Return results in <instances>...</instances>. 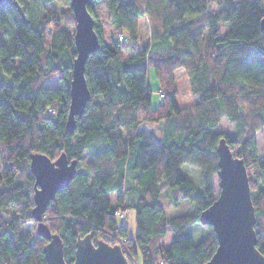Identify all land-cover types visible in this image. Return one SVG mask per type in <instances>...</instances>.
<instances>
[{"label": "trees", "instance_id": "obj_1", "mask_svg": "<svg viewBox=\"0 0 264 264\" xmlns=\"http://www.w3.org/2000/svg\"><path fill=\"white\" fill-rule=\"evenodd\" d=\"M100 1L113 28L111 42H104L90 2L99 48L85 64L90 100L72 134L64 133L75 57L68 0L57 13L48 7L55 0L0 4V264H46V241L35 227L24 232L34 222L33 153L51 161L64 153L77 161L74 178L43 215L62 240L66 263H73L76 240L90 234L93 242L119 244L129 264H205L216 249L215 234L207 226L195 245L188 228L215 199L221 138L246 167L256 249L264 256V138L261 159L255 139L257 131L264 133V0ZM144 19L147 47L137 37ZM128 48L132 55L124 60ZM149 69L158 85L155 106ZM178 69L196 100L190 107L176 101L172 73ZM47 79L61 85H46ZM222 120L232 132L219 130ZM159 122L156 137L137 131ZM88 148L91 156L78 168ZM108 193H116L115 201ZM183 200L194 212L167 217L166 210ZM128 209L134 212L132 237L123 224ZM168 231L172 240L165 247Z\"/></svg>", "mask_w": 264, "mask_h": 264}, {"label": "water", "instance_id": "obj_2", "mask_svg": "<svg viewBox=\"0 0 264 264\" xmlns=\"http://www.w3.org/2000/svg\"><path fill=\"white\" fill-rule=\"evenodd\" d=\"M9 0H0V4ZM92 0H70L75 27L73 45L75 57L71 65L69 106L64 133L72 134L76 117H81L90 100L85 79V64L89 55L99 48L94 32V20L87 10ZM260 27L264 32V18ZM163 123L140 124L149 136L162 132ZM217 153L218 196L209 207L200 212L198 220L211 227L217 246L205 264H264V256L256 249V222L248 175L244 162L235 157L224 138L219 139ZM29 169L34 177L31 218L37 235L46 241L42 249L46 264H68L63 257L62 240L43 223V215L56 193L67 187L74 178L77 161H69L64 153L51 161L41 153L29 157ZM72 264H129L119 244L109 245L103 240L93 242L90 234L78 238L75 243Z\"/></svg>", "mask_w": 264, "mask_h": 264}, {"label": "rangeland", "instance_id": "obj_3", "mask_svg": "<svg viewBox=\"0 0 264 264\" xmlns=\"http://www.w3.org/2000/svg\"><path fill=\"white\" fill-rule=\"evenodd\" d=\"M21 1L26 3L27 5L31 4L30 0H21ZM68 2H69L68 4H70L69 0H68ZM66 3H67V0H55V2L48 7L50 8V10H53L57 13L66 7ZM91 9H92L93 14L96 16V18L100 24L101 32L103 34V40L106 44L109 45L111 42V37H110V35H111V28L110 27L111 26L109 27L108 22H107V11L105 9V5L100 0H92L91 1ZM70 30H71V32H74V27L71 28ZM222 30H224V29L222 28ZM137 37H138V44L141 47H144V46L147 47L149 45L150 31H149V27H148L146 19H144L143 22L141 23L140 32L137 35ZM131 55H132V50L128 48L123 52L122 58L124 60H126ZM148 75H149L148 78H149L150 89L154 91V92H152V106H155L159 100V96H158V92H157L158 91L157 90L158 85H157V81H156L155 77L153 76L152 69H149ZM172 77L174 79V86H175L176 91H177L176 101H177L178 106L180 108L192 106L196 102V100H195V97L192 96L190 93L188 76L186 75L184 70L183 69L176 70L175 72L172 73ZM45 84L52 86V87H58L61 85L60 82L57 81L56 79H47L45 81ZM219 130L224 131V132H232L233 131L232 125L227 123L225 120L221 121L220 126H219ZM263 138H264V133L262 130H259L255 133V139H256V145H257V155H258L259 159H261ZM90 152L91 151L89 148L86 149V151L84 152V154L82 156V159L78 163V168L83 167L85 162L91 156ZM185 169H186V167H182L183 172L186 171ZM189 174L195 180L197 179V171L195 169L189 170ZM217 181H218V178H217V176H215L213 178V182H212V188H213L215 199L217 198L218 192H219V188L217 186ZM168 191H170V190H168ZM167 193L168 192L165 193L162 190V194L164 197H167ZM107 197L111 202H113L116 199V193H108ZM169 197H170V194H169ZM128 211L131 213V217L133 218L134 217L133 210L128 209ZM193 212H194V206L185 200L180 201L177 206L172 205L170 207V209L168 208L166 210L167 217L183 215V214H192ZM128 217L130 219V214H129V216L126 215V219ZM34 227H35V222L28 221L25 224L24 232L32 233L34 231ZM188 232L192 236L193 244L197 245L199 242H201L206 237L208 229H207V226H203L200 223H196V224H194L188 228ZM171 240H172V233L170 231H168L166 234V237L164 239V242H163L164 246L168 247ZM135 264H137V263L135 262Z\"/></svg>", "mask_w": 264, "mask_h": 264}, {"label": "crops", "instance_id": "obj_4", "mask_svg": "<svg viewBox=\"0 0 264 264\" xmlns=\"http://www.w3.org/2000/svg\"><path fill=\"white\" fill-rule=\"evenodd\" d=\"M110 28H111V31H112L113 28L112 27H110ZM126 213H127L128 216L130 214V219H129V217L127 219L125 218L123 220V224L128 229L129 236L132 237L134 235V232H135L134 217L133 218L131 217V213L129 211H127Z\"/></svg>", "mask_w": 264, "mask_h": 264}, {"label": "built area", "instance_id": "obj_5", "mask_svg": "<svg viewBox=\"0 0 264 264\" xmlns=\"http://www.w3.org/2000/svg\"><path fill=\"white\" fill-rule=\"evenodd\" d=\"M119 40H121V37H119ZM116 214L118 215L119 218H123L124 213L121 210H117Z\"/></svg>", "mask_w": 264, "mask_h": 264}]
</instances>
